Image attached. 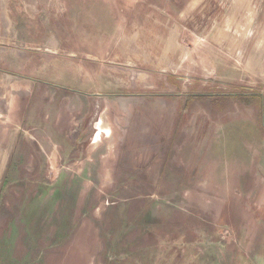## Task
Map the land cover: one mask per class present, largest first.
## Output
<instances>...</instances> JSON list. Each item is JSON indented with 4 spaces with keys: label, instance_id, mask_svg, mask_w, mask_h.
<instances>
[{
    "label": "rangeland",
    "instance_id": "1",
    "mask_svg": "<svg viewBox=\"0 0 264 264\" xmlns=\"http://www.w3.org/2000/svg\"><path fill=\"white\" fill-rule=\"evenodd\" d=\"M230 1L173 63L133 26L154 40L151 5L175 32L191 0H0V92L45 117L16 149L47 162L0 176V264L264 263V0Z\"/></svg>",
    "mask_w": 264,
    "mask_h": 264
},
{
    "label": "crops",
    "instance_id": "2",
    "mask_svg": "<svg viewBox=\"0 0 264 264\" xmlns=\"http://www.w3.org/2000/svg\"><path fill=\"white\" fill-rule=\"evenodd\" d=\"M233 2H235V0L230 1V7L234 6V9L236 8V10H238L240 16H245L249 14L250 12L249 7H246V8L236 7V4H233ZM219 5H220V0H191V4L189 6L190 9L188 11L183 10V12L180 13L179 15L180 19L177 22L179 26L177 27L175 32H173V29H172L171 18L166 17L167 14L164 11H162L161 12L162 14L160 13L161 15L158 14L159 16H162V19L160 20L158 18L159 16L155 15L156 13H152L153 11L151 12L153 7L150 5V7H148V11L150 10V13H147L148 15H150L149 16L150 18L147 19L148 23L150 22V24L149 26L146 25L145 26L146 28L143 30H144L145 36L148 35V38L150 36L154 40H150L147 43H143L141 39L142 30L139 29V31H137L136 26H133V30L135 31H133L134 33L132 36V43L136 46H139L140 48L147 46V45H149L150 47L151 46L162 47L163 48L162 53H165V55L167 56L168 62L171 61L174 63L176 62V60L180 61L183 59L182 56L180 55L181 53H179V52H182L183 44L180 43V40L177 37H180L184 32V29H183L184 27L180 26L182 25L181 21L187 20V18L190 17V15L194 16V18H201V19H205L206 17L213 16L216 14L217 11H219ZM240 10L243 11L244 13L240 12ZM134 20L135 19H133V21ZM152 21L157 23L160 30H156V28L155 29L153 28V26L151 25ZM161 21H163V23ZM223 28L224 27L220 28L218 23L216 25H211L210 28H208L206 32L207 35L204 38V40L208 43H211L213 47L216 48L224 40L222 37V34H223L222 32L225 30H223ZM202 33H204V30ZM149 49L151 51V48ZM157 51L158 53H161L159 50ZM134 54L135 55L131 59V61L133 60L135 62L136 59L139 58V56L138 57L136 56L137 53H134ZM175 55L177 58L175 57ZM16 91L20 92L21 94L17 93ZM26 91L28 90L25 88L23 89V88L16 87L14 89H11V92L8 94L5 92H0V135L4 134L6 137V139L3 138V140H1L0 142V176L1 177L9 176L7 175V171L12 172L13 175H15L14 173L32 174L33 170H36L34 172H38V171H42L43 168L45 169L47 168V162L45 159H44V162L41 163V166H36V167H31V168L25 167V164L27 163L26 162L27 159L29 160V158L34 152L28 153L27 155V153L25 154V152H23V148H22V152L20 154L19 152H17V149H16L17 143L19 142V139H20L19 137L22 135V132L27 133L29 132V129H30L28 124L25 122L44 121L45 119V117L43 116L41 107L39 106L34 107L31 104V101H30L31 93L29 92V94H27L25 93ZM27 95H29V100L26 99ZM69 106L71 108L73 107L72 109L82 108L80 101H78L74 105H69ZM58 119L60 120V119H65V118L62 117ZM66 119H75V114L74 116L71 115L68 118L66 117ZM2 123L5 125H2ZM12 123H15V125ZM23 124H24L25 129L22 127ZM75 124L77 128H80L83 125L82 122L79 124L78 122H76ZM4 126L6 128V132L3 131ZM71 128H72L71 126H69L68 128L64 127L63 130L67 132L68 130H72ZM27 135L24 136L25 138L23 137L24 138L23 142L28 143ZM75 144L77 145L78 143L75 142L74 145ZM262 158L264 159V157ZM21 160H24L22 162V165H21V162H19ZM250 161L251 163L249 164L248 171L249 170L252 171V169L255 168V165H256L255 162L253 161V158H251ZM243 174L251 175V172L249 173L247 172ZM246 200L248 201V195L246 196ZM249 206L251 208H254V207L257 208L256 216L258 217V219L263 218L262 216H264V214L261 216L258 211V209L261 208L258 202L254 204L253 199H252L249 203ZM261 264H264V263H261Z\"/></svg>",
    "mask_w": 264,
    "mask_h": 264
}]
</instances>
